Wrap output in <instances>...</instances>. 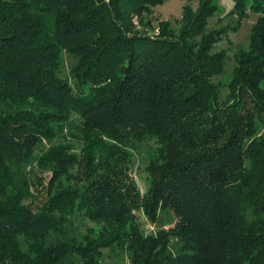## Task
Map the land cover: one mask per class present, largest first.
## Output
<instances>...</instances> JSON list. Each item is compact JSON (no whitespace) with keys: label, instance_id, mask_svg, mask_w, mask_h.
<instances>
[{"label":"trees","instance_id":"1","mask_svg":"<svg viewBox=\"0 0 264 264\" xmlns=\"http://www.w3.org/2000/svg\"><path fill=\"white\" fill-rule=\"evenodd\" d=\"M163 2L0 0V264H106L105 249L130 264H264V0H233L237 22L219 28L218 0L187 3L178 31L153 26ZM251 14L230 82H215L229 58L217 47ZM145 143L142 194L131 165ZM33 162L48 188L25 174ZM139 211L173 224L146 235Z\"/></svg>","mask_w":264,"mask_h":264},{"label":"rangeland","instance_id":"2","mask_svg":"<svg viewBox=\"0 0 264 264\" xmlns=\"http://www.w3.org/2000/svg\"><path fill=\"white\" fill-rule=\"evenodd\" d=\"M218 2L220 4V7H222V14L214 17L211 20L210 27L219 28L228 24L235 25L237 22V18L233 16H226L234 6L233 0H218ZM187 3L191 4V6L196 9L198 7L199 0H164L163 3L157 5L153 10V26L157 28V25L160 21H170L172 22L173 28L178 31L183 16V10ZM222 18H224V20L220 21V19ZM256 20L257 16L251 14L249 18H247L242 23V26L238 32H230L228 37L224 39L223 42H221L217 47L218 51L222 49L227 50V52L229 53V58L224 75L215 78V82H221L224 86H226V84L230 82L233 69L236 66L234 56L236 52H238L240 45H242L243 48H247L250 31L253 25L256 23ZM63 59L64 73L67 74L69 73V70L72 66V60L66 53H64ZM227 92V88L224 87L223 93L227 94ZM49 146L51 145L49 144L43 146V149L47 150ZM154 147V144L145 143L142 145H138L137 149L133 151L131 175L137 182L142 194L145 193L148 188V173L146 167L150 161L152 155L151 152ZM76 152L80 153V150L78 149L76 150ZM24 172L26 175H28L29 178L35 176L41 178L44 182L45 188H48L51 179V173L41 172V170L37 168V164L35 162L25 166ZM68 176H71V178ZM75 177L72 176V173L66 176H62V182L60 183L63 186H70L69 184L76 183L77 180ZM41 192L42 194H39L40 196H36L35 199V204L37 205H40V203L46 198V193L43 189H41ZM29 201H31V199ZM137 217L141 228L146 235L156 234L160 229L170 228V226L173 224L172 218H169V216L165 214L161 216L160 221L156 224H152L142 211L137 212ZM76 225L81 231H84L88 226H94L91 222L84 219H79ZM175 242L176 240L173 239V243ZM172 249H174V247ZM103 252L104 255L102 261L106 264H130V260L128 259V257L117 249H105L103 250Z\"/></svg>","mask_w":264,"mask_h":264}]
</instances>
